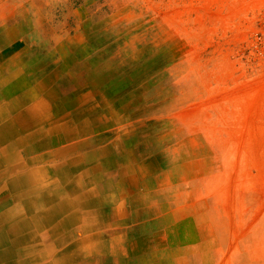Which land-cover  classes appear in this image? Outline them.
Returning a JSON list of instances; mask_svg holds the SVG:
<instances>
[{
	"label": "rangeland",
	"instance_id": "374dc122",
	"mask_svg": "<svg viewBox=\"0 0 264 264\" xmlns=\"http://www.w3.org/2000/svg\"><path fill=\"white\" fill-rule=\"evenodd\" d=\"M0 39L50 92L80 66L85 100L120 111L129 207L157 213L131 256L264 264V0H0Z\"/></svg>",
	"mask_w": 264,
	"mask_h": 264
},
{
	"label": "crops",
	"instance_id": "0c3cea01",
	"mask_svg": "<svg viewBox=\"0 0 264 264\" xmlns=\"http://www.w3.org/2000/svg\"><path fill=\"white\" fill-rule=\"evenodd\" d=\"M2 42L0 264H146L131 251L155 245L145 219L157 213L129 207L142 191L125 154L138 145L113 129L120 111L85 100L80 66L50 92L48 63Z\"/></svg>",
	"mask_w": 264,
	"mask_h": 264
},
{
	"label": "bare ground",
	"instance_id": "6f19581e",
	"mask_svg": "<svg viewBox=\"0 0 264 264\" xmlns=\"http://www.w3.org/2000/svg\"><path fill=\"white\" fill-rule=\"evenodd\" d=\"M85 76V75H84ZM101 76V75H100ZM81 77V76H80ZM86 77V76H85ZM83 78V77H82ZM93 78V77H92ZM97 78V77H96ZM86 79V78H85ZM87 79H89V78H87ZM80 80V79H79ZM84 80V79H83ZM82 80V81H83ZM87 81V80H86ZM106 82V81H105ZM90 85V84H89ZM75 87V86H74ZM90 87V86H89ZM61 89V88H60ZM64 89H65V87H64ZM66 90V89H65ZM78 91V90H77ZM63 92V91H62ZM80 94V93H79ZM71 95V94H70ZM72 96V95H71ZM88 97V96H87ZM26 103V102H25ZM51 106V105H50ZM16 113V112H15ZM32 147V146H31ZM21 162V161H20ZM60 176V175H59ZM9 178V177H8ZM72 181V180H71ZM82 184V183H81ZM77 186V185H76ZM25 189V188H24ZM52 192V191H51ZM58 194V193H57ZM55 195V194H54ZM53 195V196H54ZM54 199V198H53ZM57 199V198H56ZM72 199V198H71ZM62 200V199H61ZM101 202V201H100ZM67 204V203H66ZM62 206V205H61ZM41 216V215H40ZM7 217V216H6ZM50 222V221H49ZM39 226V225H38ZM37 230V229H36ZM56 233V232H55ZM3 238V237H2ZM8 238V237H7ZM5 240V239H4ZM73 241V240H72ZM58 242V241H57ZM57 245V244H56ZM59 245V244H58ZM39 246H41V245H39ZM36 247H37V245H36ZM42 248V247H41ZM48 248V247H47ZM37 249V248H36ZM46 252V251H45ZM25 253V252H24ZM55 253V252H54ZM41 254V253H40ZM44 254V253H43ZM50 254V253H49ZM60 255V254H59ZM33 256H34V254H33ZM40 258V257H39ZM28 259V258H27ZM20 261H21V259H20ZM37 262V261H36ZM24 264V263H23Z\"/></svg>",
	"mask_w": 264,
	"mask_h": 264
}]
</instances>
